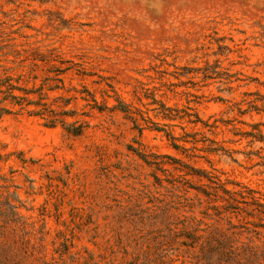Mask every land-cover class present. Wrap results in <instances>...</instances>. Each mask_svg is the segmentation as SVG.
Returning a JSON list of instances; mask_svg holds the SVG:
<instances>
[{"label":"rangeland","instance_id":"1","mask_svg":"<svg viewBox=\"0 0 264 264\" xmlns=\"http://www.w3.org/2000/svg\"><path fill=\"white\" fill-rule=\"evenodd\" d=\"M7 78L0 264H264V0H0Z\"/></svg>","mask_w":264,"mask_h":264},{"label":"trees","instance_id":"2","mask_svg":"<svg viewBox=\"0 0 264 264\" xmlns=\"http://www.w3.org/2000/svg\"><path fill=\"white\" fill-rule=\"evenodd\" d=\"M2 89V90H1ZM14 91H21L20 89L16 88L12 83L11 79H4L3 81H0V94H3V98L0 100V103L8 101V103L12 106H17L19 107V110H23L25 107L35 105L32 102H29L22 96H15L13 95ZM25 94H28L25 92ZM11 111L7 109L6 107H0V117L3 115L10 114ZM29 115L32 116H40L44 117L43 119L45 120V126L46 127H54L56 124H61L62 126L64 123L62 120L57 118L56 116H48L45 113V109L39 111V112H32V111H27L26 112ZM72 125H67L65 127L66 131L70 133L73 136H79L82 132V128L79 126L77 130H72L71 128Z\"/></svg>","mask_w":264,"mask_h":264}]
</instances>
